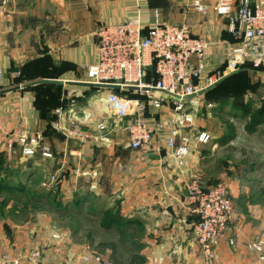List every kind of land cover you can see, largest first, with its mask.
<instances>
[{"label": "crops", "instance_id": "crops-1", "mask_svg": "<svg viewBox=\"0 0 264 264\" xmlns=\"http://www.w3.org/2000/svg\"><path fill=\"white\" fill-rule=\"evenodd\" d=\"M196 1L209 7L207 14L195 8ZM216 2L9 0L6 6L0 5V72L3 75L0 90L48 78L85 83L86 70L96 61L95 32L98 27L103 23H119L134 17L140 18L146 29L156 22L187 24L194 35L220 41V45L210 49L208 62L211 68H224L236 41L229 32V20L213 10ZM238 8L236 2L234 11ZM70 89L83 92V95L69 97L66 92ZM60 91V101L64 103L52 112L50 108L40 109L35 88H21L0 95V164L9 169L8 173L0 174V180L6 183L0 192V211L14 210L13 199L8 204L4 203L7 196L10 198L5 191L10 189L19 194L23 187L45 194L53 191V196L57 194L56 200L63 196V200L69 197L66 200L75 202L80 195L78 184L82 180L73 176L71 171L85 164L98 169L99 187L94 192L86 184L88 190L86 195H80L81 199L95 209L103 198L100 210L96 211L114 216L116 220H132V228L138 231L134 240L142 246L140 250L146 257L145 264H208L193 235L195 217L189 214L185 203L187 184L200 177L215 176L220 166L218 152L227 148L232 150V181H227L232 187L235 216L229 229L232 238L229 234L222 238L213 264H254L256 256L248 248L251 233L259 230L264 235V117L259 115V104L238 102L233 96L232 117L229 119H232V140L220 144L222 137L211 134L212 139L207 143L193 142L187 163L181 167L163 143L165 133L161 127L165 122L168 127L173 125L169 106L155 113L158 131L154 143L147 149L133 150L127 133L121 130L114 134V141L109 146L94 143L84 146L67 138L56 127V110L67 109L74 102L79 111L86 109L100 116L102 104L99 97L108 91L120 93L121 90L63 84ZM198 98L204 99V96ZM213 114L219 117V108H213ZM50 124L55 130H50ZM220 125L224 126L223 120ZM24 130L40 131L44 142L54 152V160L36 157L41 160V163H36V169L42 172L43 178L55 173L65 163L62 175L68 181L61 190H49L43 185L37 190L30 189L29 183L38 177V171L35 173V166L30 167L22 160L15 142L17 134ZM226 132L224 130V134ZM120 136L124 141L117 140ZM79 150H83L84 161L77 155ZM70 186L71 193L65 194ZM45 194L43 200L52 198ZM20 205L24 208L22 203ZM169 206L173 207L174 214L167 210ZM24 210L27 211L26 208ZM101 213L98 214L99 219ZM16 237L12 239L0 232V253L13 247L15 251L20 250L14 240H20L23 248L28 245L30 237L27 234ZM229 239H235L236 245L230 247Z\"/></svg>", "mask_w": 264, "mask_h": 264}, {"label": "built area", "instance_id": "built-area-1", "mask_svg": "<svg viewBox=\"0 0 264 264\" xmlns=\"http://www.w3.org/2000/svg\"><path fill=\"white\" fill-rule=\"evenodd\" d=\"M236 2L239 8L235 12ZM8 3L9 0H0L1 6ZM194 6L203 14L209 11V7L199 1ZM213 10L218 16L229 20V32L236 40L224 68H211L208 62L210 49L221 42L194 35L187 24L156 22L146 29L138 17L101 24L95 32L96 61L86 70V82L119 84L121 92L136 87L137 90L133 91L137 96L108 91L99 97L102 104L100 116L86 109L79 111L72 102L69 108L56 110V127L67 138L77 140L84 146L88 143L109 146L114 141V134L121 130L127 133L133 150L147 149L154 143L158 131L154 113L161 112L173 100L174 126L164 132L163 143L177 164L184 167L193 145L190 131L195 125L194 107L198 106L199 98H183L248 64L253 68L264 67V0H217ZM152 68L157 78H150ZM2 77L0 72V79ZM155 90H166L181 98L167 94L160 96ZM67 95L82 96L83 92L70 89ZM210 139L211 134L204 131L197 137L200 143H207ZM15 142L23 161L37 156L45 160L55 159L54 152L44 142L40 131H21ZM77 155L85 160L83 150H79ZM64 166L65 163L49 175L43 187L61 190L65 186L62 177ZM71 173L88 184L90 191L96 192L99 187L98 169L80 164ZM67 193L71 192L66 190ZM185 201L189 214L195 217V241L206 262L213 264L216 249L235 216L228 188L224 183L204 188L198 181L191 180L187 184ZM53 239L64 240L57 236ZM228 244L235 246L236 242L229 239ZM248 248L256 256L254 264H264V237H256ZM43 258L37 248L27 245L18 251L12 248L0 253V264H42ZM68 264L113 263L92 245H87L77 262L72 258Z\"/></svg>", "mask_w": 264, "mask_h": 264}, {"label": "rangeland", "instance_id": "rangeland-1", "mask_svg": "<svg viewBox=\"0 0 264 264\" xmlns=\"http://www.w3.org/2000/svg\"><path fill=\"white\" fill-rule=\"evenodd\" d=\"M239 83L240 84H238L237 88L236 84L232 85V81H230L220 90L216 91L214 94L215 98H213V100H205V98L199 99L198 106L194 107L196 110L195 125L190 131V134L193 137V142L197 141L198 134L203 131L209 132L217 138L222 137L224 130H227V125L224 123V126H222L220 125V122H222L223 119H230V117H232L230 116V110H232L233 91H239L238 94L242 93V95H240L241 97H235L236 101L238 102H248V104L257 103L259 104V107L264 106V69L256 70V72L250 71V74L248 73L247 77L245 78L242 77V80H239ZM172 102L173 100H170L169 104L167 105L169 106L167 108H169L171 114H173L174 107ZM213 108H219L221 113L219 117L217 114H213ZM226 109L229 111H226ZM191 110L194 111L193 108H191ZM155 115L156 114L154 113V116ZM230 122H232V119ZM173 126L174 123L172 126L168 127L167 123L165 122L161 130L163 132H167ZM117 140L124 141V137L120 136ZM217 156L220 160V166L218 167L217 174L215 176H207L205 178L200 177V179L198 178L194 180L198 181L204 188L215 186L219 183H224L228 188V192L232 201V187L230 182L227 181V179L232 181V150L221 148ZM38 162L41 163V160L37 158H34L33 160L31 159L28 162L26 161L30 167L35 166L34 171H38L36 169ZM8 171L9 169H5L4 165L0 166V174L3 175L8 173ZM40 172L41 171L39 170L37 173L38 177L32 179L29 183L30 189L37 190V188L41 186L43 182H45L43 180L47 179L49 176H46L44 173L46 177L44 176L45 178H43L42 172ZM35 173L33 175H35ZM67 181V179H64L63 183L65 184ZM78 186L80 189V195H86V191L88 190L86 183L81 181ZM69 191H72L71 186ZM80 195L73 203L66 200L69 199V197L64 198L63 200L62 196V203H66L64 207L66 206L67 208L64 209L65 211L57 210L56 212H50L44 208L41 203L31 204L28 208H26L27 211L25 212V208L21 207V205L13 198H9L7 196L4 201H6L8 204L13 199L12 203L14 206L12 209L14 210L13 212L0 211V232L5 233L12 239L17 238L16 236H22L26 234L31 237V239L28 240V245L37 248V250L41 252L44 257L42 259V264H68V260L72 258L77 262L87 245H92L94 249L101 252L106 258H109L110 252L108 250L100 249L98 244L103 241H109L112 235L100 227L98 213L88 212L90 209V207H88L89 204L86 203L84 199H81L82 196ZM103 200L105 199L100 198L98 201L99 203L97 204L98 207L95 210H100V205H102ZM78 202L81 204L78 205ZM4 220H7V222ZM10 220L13 223H10ZM137 234L138 231H135V233H133V237L136 238ZM228 234L232 238V231L228 230L225 235ZM56 236L59 238L62 237L64 240L62 241L59 239L54 241L53 238ZM260 236L264 237L263 234L259 232V230L258 232H252L250 241ZM19 241L14 240L13 242H15L18 247L22 248ZM96 246H98L99 249Z\"/></svg>", "mask_w": 264, "mask_h": 264}, {"label": "trees", "instance_id": "trees-1", "mask_svg": "<svg viewBox=\"0 0 264 264\" xmlns=\"http://www.w3.org/2000/svg\"><path fill=\"white\" fill-rule=\"evenodd\" d=\"M235 40V39H234ZM236 41V40H235ZM223 68V67H222ZM264 68H254L251 65H247L241 69V71L230 75L227 77L224 81H222L220 84H218L216 87L208 91L206 94H204V98L208 100H213L214 94L216 91L220 90L222 87H224L227 83L232 81V85L236 84L238 88L239 80H242V77H247L248 73L250 74V71L260 70ZM151 75L157 78V74L153 69L150 71ZM20 78V77H19ZM55 80L53 78H48ZM26 88H35L38 90V106L42 111H45L47 109H51V112L58 107L60 104H63V101H60L61 99V85L59 84H38L34 86H29ZM239 91H233L232 97H239L242 95V93L238 94ZM120 94L127 95L130 97H136L137 94L134 93L133 90H127L122 91ZM241 97V96H240ZM261 117H264V106L261 107V111L259 114ZM54 116L52 117L51 121H53ZM224 123L227 125V132L222 136L220 139V144H226L229 141L232 140V123L230 120L223 119ZM52 123V122H51ZM50 130H55L51 124L49 126ZM1 166V164H0ZM5 184L2 180H0V192L5 188ZM212 187V186H211ZM209 188V187H208ZM5 192H8L10 195V198H13L16 202L19 204H23L24 208H28L31 204H39L41 203L44 208L49 210L50 212H56L57 210L65 211L67 207L62 203V199L59 197V200H55V196H53V191H48L47 194L45 193H38L36 191L29 190L28 187H23L19 191V194L17 191L14 190L10 191L7 190ZM47 192V191H46ZM55 193V192H54ZM49 195L52 198H49L50 200H43V195ZM59 195L61 193L59 192ZM45 197V196H44ZM57 199V198H56ZM4 203H6L4 201ZM4 203H1L2 205ZM81 204L78 202V205ZM90 207V206H89ZM63 209V210H62ZM89 209V208H88ZM97 209V208H95ZM95 209H89V213H101L96 211ZM95 211V212H94ZM100 216V215H99ZM132 220L125 219V218H114V216L111 217V215L107 213H101V217L99 220V225L102 227L106 232L111 233V238L109 241H103L98 244L99 248L102 250H108L110 252L109 259L113 264H145L146 263V257L141 253V247L139 244H137L134 240L133 233L134 228H132ZM133 231V232H132ZM98 246H96L98 248ZM98 248V249H99Z\"/></svg>", "mask_w": 264, "mask_h": 264}, {"label": "water", "instance_id": "water-1", "mask_svg": "<svg viewBox=\"0 0 264 264\" xmlns=\"http://www.w3.org/2000/svg\"><path fill=\"white\" fill-rule=\"evenodd\" d=\"M239 71H241V69L236 70L234 72H231V73L225 75L224 77H222L220 80H218L217 82H215L211 86H209V87H207V88H205V89H203V90H201V91H199V92H197L195 94L188 95V96L184 97L183 99L191 100V99H194V98L201 97L204 94H206L208 91H210L211 89L216 87L218 84H220L222 81H224L227 77H229L230 75L235 74V73H237ZM38 84H59V85L68 84V85L86 86V87H90V88H100V89H120L121 88V86L119 84H93V83H86V82L85 83H80V82H67V81H63V80L39 79V80H35V81L29 82V83H26V84L17 85V86H13V87H10V88H5L3 90H0V95L4 94V93L11 92V91L19 90L21 88H26V87H29V86L38 85ZM128 89L137 90L136 87H129ZM155 91L161 92L163 94H167V95H170V96H173V97L178 98V99L181 98L179 95L174 94V93L169 92V91H166V90H155ZM167 210L171 214H174L172 206H169L167 208Z\"/></svg>", "mask_w": 264, "mask_h": 264}]
</instances>
